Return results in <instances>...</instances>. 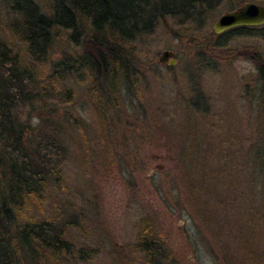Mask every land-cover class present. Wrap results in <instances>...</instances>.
Wrapping results in <instances>:
<instances>
[{
  "label": "rangeland",
  "instance_id": "obj_1",
  "mask_svg": "<svg viewBox=\"0 0 264 264\" xmlns=\"http://www.w3.org/2000/svg\"><path fill=\"white\" fill-rule=\"evenodd\" d=\"M227 3L221 0L210 16L192 14L188 21L168 18L136 41L143 65L128 96L121 97L118 115L109 116L116 129L109 131L107 140L97 125L98 110L106 106L103 100L97 103L94 85L86 76L56 83L54 88L45 82L48 96L44 91L42 100L18 108L22 121L29 118L42 136L56 131L63 149L56 222L70 229L66 232L75 250L86 247L95 254L85 261L75 256L68 264H131L135 259L141 264L130 249L142 219L152 224L161 244L162 255L156 257L160 264H225L228 257L239 264L243 258L247 246L236 219L237 210L246 207L234 201L235 192L216 212V219L211 218V228L204 227L198 210L187 203L189 173L205 190L202 214L205 202L211 210L216 204L213 190L218 193L225 186L245 190L251 212L256 208L253 200L263 198L256 195L264 175L249 167L262 163L253 146L264 42L254 36L228 42L225 36L220 39L225 46H215L212 26L221 15L234 11ZM4 38L0 33V40ZM164 51L174 54L175 66L159 63ZM192 138L198 149L190 156L193 165L187 167L182 157L189 146L195 148L188 141ZM210 171L212 180L203 177ZM75 221L78 227L72 230ZM262 236L253 246L264 248ZM118 251L126 262L115 260Z\"/></svg>",
  "mask_w": 264,
  "mask_h": 264
},
{
  "label": "trees",
  "instance_id": "obj_2",
  "mask_svg": "<svg viewBox=\"0 0 264 264\" xmlns=\"http://www.w3.org/2000/svg\"><path fill=\"white\" fill-rule=\"evenodd\" d=\"M220 1L0 0V33L5 37L0 40V264H68L75 256L82 261L95 257L92 249L75 250L72 236L66 232L70 229L59 227L56 222L58 187L63 182V149L55 139L56 131L54 135L42 136L29 118L22 121L18 108L42 100L44 91L43 96H48L50 90L44 87L45 82L54 88L56 83L65 84L86 76L94 85L91 90L97 103L103 100L104 106L111 105L110 112L104 106L98 110L97 125L101 128V136L107 140L112 134L109 131L116 129L109 116L118 115L122 105L119 101L123 95L128 96L129 86L132 87L143 65L136 41L149 36L155 26L168 18L188 21L192 14L210 16V11L215 10ZM227 1L229 10H236L250 1L264 5V0ZM225 36L228 42L249 36L264 42V26L238 27L215 36L216 47L225 46L226 43L220 41ZM257 78L261 97L253 150L255 158L262 163L260 167L251 165L249 168L251 171L258 168L257 171L264 175V59L258 66ZM193 136L197 140L196 133ZM194 139L188 141L195 148L189 146L188 153L182 157L184 161L186 158L187 167L193 165L192 158L196 154L192 155L198 149ZM209 173L203 172V177L207 175L212 180L214 176L211 171ZM187 177V203L198 210L199 221L207 228L213 226L216 212L224 209L223 205L235 192L234 201L239 200L246 207L237 210L236 220L241 222L240 239L243 238L247 246L246 250L242 249L243 258L238 263L264 264V248L253 246L260 233L264 238V178L256 195L263 198L253 200L256 208L253 207L252 212L251 199L244 195L245 190L239 187L235 191L231 185L218 193L213 190L216 204L211 210L205 202L202 214L201 192L205 190L192 173ZM71 226L75 230L78 223L72 222ZM152 232V224L142 219L136 243L130 249L141 264H160L156 257L163 251ZM120 252H115V260L125 261L123 256L119 257ZM135 261L131 264H138ZM224 263L235 264V260L228 257Z\"/></svg>",
  "mask_w": 264,
  "mask_h": 264
},
{
  "label": "water",
  "instance_id": "obj_3",
  "mask_svg": "<svg viewBox=\"0 0 264 264\" xmlns=\"http://www.w3.org/2000/svg\"><path fill=\"white\" fill-rule=\"evenodd\" d=\"M264 26V5L248 2L234 11L221 15L212 26V34L221 35L238 27ZM159 63L172 67L176 65V59L171 51L161 53Z\"/></svg>",
  "mask_w": 264,
  "mask_h": 264
}]
</instances>
